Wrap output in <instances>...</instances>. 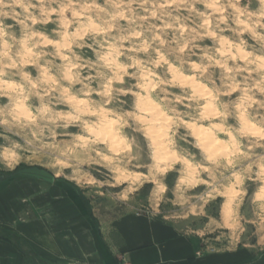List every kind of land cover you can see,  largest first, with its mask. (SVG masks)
<instances>
[{
  "label": "rangeland",
  "instance_id": "374dc122",
  "mask_svg": "<svg viewBox=\"0 0 264 264\" xmlns=\"http://www.w3.org/2000/svg\"><path fill=\"white\" fill-rule=\"evenodd\" d=\"M28 168L101 226L154 214L211 252L264 250V0H0V186L35 189L46 222L52 184L1 180ZM29 226L0 237L30 264Z\"/></svg>",
  "mask_w": 264,
  "mask_h": 264
},
{
  "label": "crops",
  "instance_id": "0c3cea01",
  "mask_svg": "<svg viewBox=\"0 0 264 264\" xmlns=\"http://www.w3.org/2000/svg\"><path fill=\"white\" fill-rule=\"evenodd\" d=\"M38 182L45 183L36 180L35 184L43 185ZM50 184L55 189L52 197L62 198L66 204L51 211L46 222L37 220L35 189L30 188L28 203L23 206L18 182L0 186V222H29V237L20 232L18 236L30 249V264H264V250L211 252L179 223L154 214H124L101 226L88 218L80 201L67 189L57 185L56 180ZM7 248L6 240L0 237V264H29L24 254Z\"/></svg>",
  "mask_w": 264,
  "mask_h": 264
},
{
  "label": "bare ground",
  "instance_id": "6f19581e",
  "mask_svg": "<svg viewBox=\"0 0 264 264\" xmlns=\"http://www.w3.org/2000/svg\"><path fill=\"white\" fill-rule=\"evenodd\" d=\"M183 77H185V76H183ZM180 79V78H179ZM186 79V78H185ZM184 79V80H185ZM191 79V78H190ZM191 81V80H190ZM206 86V85H205ZM206 91V90H205ZM204 92V91H203ZM207 92V91H206ZM205 93V92H204ZM205 96V95H204ZM149 100V99H148ZM85 101V100H84ZM149 104H151L150 106L148 105V107H146V108H142L141 107V109H143L145 112H146V114H149V110L150 109H153L152 108V106L154 107V105H156V103H154V101L152 100V98H150V100H149ZM155 110L157 109V108H154ZM154 110V111H155ZM153 111V110H152ZM151 112V111H150ZM158 112V111H157ZM159 114H161L160 112H158ZM157 113V114H158ZM204 113V112H203ZM144 114V113H143ZM155 114V113H154ZM153 114V115H154ZM158 114V115H159ZM152 115V114H151ZM152 115V116H153ZM157 115V116H158ZM162 115V114H161ZM147 116H149V115H147ZM164 116H165V114L162 116L163 118H164ZM210 116V115H209ZM154 117H155V115H154ZM153 118V117H152ZM151 118V119H152ZM161 118V117H160ZM157 119H159V118H157ZM164 120V119H163ZM246 121V125L249 127V131H247V132H252V130L251 129H256V124H254L252 121H250V120H248V119H245ZM152 123H154V121H152ZM112 122H111V124L109 123L108 124V126H106L105 128H104V132H105V134L107 135L108 134V137H109V139H110V145H112V143H117L118 142V140L120 139L119 138V136H116L114 133H110V132H112ZM245 124V123H244ZM153 125V124H152ZM245 125V126H246ZM192 126H194V125H192ZM196 126V125H195ZM194 126V127H195ZM99 127V126H98ZM163 127V125H161V123H160V121H156L155 123H154V127L153 128H155V130L154 131H156V132H158V135H156L155 137L156 138H158L159 137V141L161 140V141H163L162 139H161V137H163V136H167V135H165V134H163V133H161L162 131H164V130H162L161 128ZM196 128V127H195ZM194 128V129H195ZM246 128V127H245ZM164 129V128H163ZM192 129H193V127H192ZM197 129V128H196ZM259 129V128H258ZM257 129V130H258ZM195 131V130H194ZM91 132L94 134L95 133V130H93V129H91ZM246 132V131H245ZM250 132V133H251ZM257 132V131H256ZM256 132H254V133H256ZM157 134V133H156ZM200 134V133H199ZM253 134V133H252ZM107 137V136H106ZM119 138V139H118ZM202 138V137H201ZM100 139V138H99ZM98 139V140H99ZM168 139V138H167ZM204 140H205V138H203ZM202 139V140H203ZM157 140V139H156ZM201 140V139H200ZM122 143V142H121ZM208 143V146H209V148L211 149V151H215V150H217V149H219V148H222V150H223V147L225 146V144H223V141L220 139V138H218L217 136H215V135H213V134H211L210 135V137H209V139L207 140V142H206V144ZM109 145V144H108ZM109 145V146H110ZM114 145V144H113ZM112 147V146H111ZM161 147V146H160ZM114 148H116V147H114ZM114 148H113V150H114ZM220 150V149H219ZM171 152V151H170ZM164 155H165V157L163 158V159H165V158H169V157H171L168 153H164ZM216 156V155H215ZM162 157V156H161ZM166 159V160H167ZM170 162V161H169ZM55 178V177H54Z\"/></svg>",
  "mask_w": 264,
  "mask_h": 264
},
{
  "label": "water",
  "instance_id": "95a60500",
  "mask_svg": "<svg viewBox=\"0 0 264 264\" xmlns=\"http://www.w3.org/2000/svg\"><path fill=\"white\" fill-rule=\"evenodd\" d=\"M18 174L25 175L26 177L29 176L32 178L43 180L49 183L55 182V178L51 173H49L46 170L39 169V168H28V169L20 170L19 172L9 175L7 178H2L1 180L9 179L11 177L13 178L14 176Z\"/></svg>",
  "mask_w": 264,
  "mask_h": 264
},
{
  "label": "clouds",
  "instance_id": "9594fccd",
  "mask_svg": "<svg viewBox=\"0 0 264 264\" xmlns=\"http://www.w3.org/2000/svg\"><path fill=\"white\" fill-rule=\"evenodd\" d=\"M4 15H7V13H4Z\"/></svg>",
  "mask_w": 264,
  "mask_h": 264
}]
</instances>
